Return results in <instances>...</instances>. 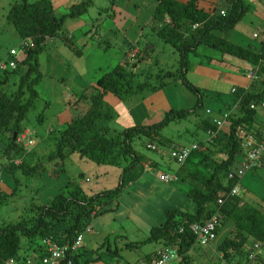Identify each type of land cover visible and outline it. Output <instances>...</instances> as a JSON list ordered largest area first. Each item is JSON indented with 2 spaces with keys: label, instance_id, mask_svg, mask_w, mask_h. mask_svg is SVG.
I'll use <instances>...</instances> for the list:
<instances>
[{
  "label": "trees",
  "instance_id": "trees-1",
  "mask_svg": "<svg viewBox=\"0 0 264 264\" xmlns=\"http://www.w3.org/2000/svg\"><path fill=\"white\" fill-rule=\"evenodd\" d=\"M90 3L91 0H79L69 6L65 16H80ZM247 8L243 0H156L150 18L151 28L161 41L173 47L178 54V65L174 70L159 69L158 80L152 89L181 80L199 96L196 103L190 110L170 109L160 120L151 124H135L116 130L109 124L115 112L113 106L105 101L106 94L126 99L146 88L145 82L136 78L133 70L135 63L127 65V62L115 65L96 79L94 92H83L76 99V102L87 99L88 107L83 113L72 116L58 130L54 148L44 160L52 162L53 166L48 173L55 177L57 166L61 167L65 158L76 153L80 158L97 165L119 168L118 182L114 187L92 193L85 192L79 182H72L64 185L48 203H31L29 208L32 214L29 217L0 226V264L7 257H27L19 254L21 238L27 239L28 246L37 250L39 256L43 254L39 241L45 237L60 244L72 242L77 234L90 225L93 216L112 209L108 206L125 184L140 178L144 171L142 162L152 166L156 164L152 159L137 153L132 142L136 137L144 136L148 143L168 145L170 140L160 134L163 127L173 120L195 113L201 106L200 89L186 79L190 56L197 55L199 45L246 60L252 67L253 77L247 88L235 87L236 91L231 92L233 98L224 109L230 112L227 126L217 130L211 120L203 121L204 129L214 131V136L207 140L213 147L210 149L200 143L204 148L194 150L201 152L194 164H198L202 171L195 170L193 175L188 167L186 173L191 183L186 193L195 203V211L165 209L163 222L149 229L145 241L161 240L164 245L175 247L181 256L178 264H189L188 253L197 244L190 229L191 224L203 222L218 212L220 217L216 233L226 221H230L233 227L217 245L216 254L232 264H264L261 254L251 261L244 251L249 239L253 243L264 240V214L252 207H240L239 195L227 197L222 204L217 202L236 182L227 178V175L235 170L236 155H242L240 133L258 134L260 131H252L256 110L251 109L250 104L264 99V30L258 48L243 46L220 34H228ZM7 19L22 38L21 44L24 41H30L31 44L24 47L25 55L14 68L0 70V135L7 140L4 153L14 152L3 167L13 174L19 168L22 173L32 175L45 170V166L42 161L25 163L26 151L23 147L16 149L19 144L16 139L24 130L21 123L37 95L33 87L42 77L38 55L48 40L58 35L63 16L55 15L51 0H20L10 4ZM64 42L72 46L70 38L66 36ZM15 74L19 75L17 87L11 92L3 89L2 85ZM15 158L21 161L15 163ZM183 165L175 172L180 181L184 179L179 174ZM137 245L138 242L130 241L125 242L122 248ZM113 250L117 251L115 248ZM72 264H81L77 260V253L73 256Z\"/></svg>",
  "mask_w": 264,
  "mask_h": 264
},
{
  "label": "rangeland",
  "instance_id": "rangeland-1",
  "mask_svg": "<svg viewBox=\"0 0 264 264\" xmlns=\"http://www.w3.org/2000/svg\"><path fill=\"white\" fill-rule=\"evenodd\" d=\"M15 1L20 0H0V58L2 59L8 56L11 48H20L22 42V38L12 23L7 19L10 4ZM28 1L33 2L36 0ZM75 1L77 0H51L55 15L57 17L63 16V19L58 35L48 40L38 55L42 77L33 87L37 95L33 103L29 106L25 119L21 123L27 129L26 134L21 138V142H27L32 145L25 148V163L34 164L37 161H42L45 170H48V172L53 165L52 162H45L44 157L53 150L56 142L55 136H57L58 130L62 128L60 126L58 129H55V127L52 132H48L47 128L50 126L52 120L58 114L66 111H69L72 116L84 112L89 105V103L87 105L88 101L85 102L79 99L77 102L80 104L74 105L79 95L83 92L87 94L94 92L96 79L110 71L115 65L121 62H127V58L125 57L127 46L122 42L121 32L115 27L113 22V16L115 15L113 12L115 9H118L114 3L116 0H91L87 10L80 16L74 18L65 16L69 6ZM120 1L127 6V10L119 9L117 11L120 14V18L124 19L127 17L128 7L132 0ZM243 1L249 7L238 25H235L236 27L234 26L228 34L219 33L235 43L243 46L251 45L252 47L258 48L264 30L263 1ZM138 3H140V0H138ZM140 28L142 34H138L137 46L142 48L149 40L152 42L154 48L150 53H145V49H143L142 54L144 58L141 61V56L139 59H130L127 65H133L135 63L136 66H133V70L136 73V78L141 82H145L144 86L147 87L149 84L157 82L159 69L174 70L177 67L178 54L170 44L164 42L159 43L161 40L151 30L150 23L147 21L143 22L140 24ZM254 33L258 36H252ZM68 34L73 35V38L70 39L73 47L64 42V36ZM196 50L197 55L190 56V58L205 61V59H209L208 57L219 58L222 55L217 49L210 48L206 45H199ZM48 55L59 58L63 65V73L60 79L54 78L53 75L50 76V73L46 71L47 67H49L47 65ZM9 78L2 85V88L11 92L18 85L19 75H11ZM188 82L190 81L188 80ZM204 93L203 97H201L203 103L196 109L195 113H189L188 117L173 120L163 127L160 134L170 140L168 145L156 143L158 149L150 150L145 145L147 138L140 136L136 137L132 142L136 152L149 159H155L159 164L158 169L160 171L163 170L169 175H172L174 171L176 172L180 168V165L169 158L168 150L177 143H184L189 146L193 142L201 141L205 138L204 130L196 127V122L206 115V97L209 95H207V92ZM26 96L27 88L25 87L24 97ZM105 101L113 106L115 112L114 117L109 123L110 126L116 130L122 129L123 126L121 123L128 119L130 113H128L127 105L111 93L106 94ZM193 106L178 107L177 109L190 110ZM210 106L212 107V105ZM134 113L132 112L131 115H134ZM40 116H42L41 121H39ZM0 141H2L0 142L1 169L8 162L9 156L13 155L14 152L5 154L4 144L6 145L7 140L0 135ZM22 143L17 144L16 149L22 147ZM34 143L35 145H33ZM30 150L32 152H29ZM159 150L163 151L162 156H160L159 153L161 151ZM200 154V151H193L186 162L193 175L195 170H198V172L202 171V168L198 164L197 166L194 164L199 159ZM85 163H89L88 166ZM100 166L102 165L93 164L89 160H82L78 154L73 153L64 159L62 169L71 180L79 182V185L84 188V191L89 193L94 188L100 187L101 190L116 185L113 182L115 178L114 174L109 173L107 176L100 174V168L97 170V167ZM255 169L248 171L242 178V181L239 182L240 191L245 193L246 190L252 189L249 186L250 184L257 182L259 183L258 187L260 189L255 191L261 198H264V178L261 176L260 170H258L259 168ZM16 173L17 176L15 177L14 185L9 186L3 183L0 186V226L8 222H16L21 218L29 217L32 214V210L29 208L31 203L39 204L38 193L42 189V185L41 183L38 186L36 185L37 179L35 177L37 176H33L36 174L26 175L19 168L16 170ZM149 173L146 176H150ZM82 178L84 181L80 184ZM85 178H87L86 181ZM109 179H112V181L109 182ZM33 180H35V183L31 185ZM145 180L146 178L141 177L132 183L125 184L118 196L108 206L112 207L111 210H108V213L111 214L114 211L116 213V209L119 212L114 220H109V224L104 225L102 232L97 230L98 235L102 234L105 237L107 236L108 240L102 238L101 241H97V235L92 234L95 233V230L91 231L88 227L81 232L83 240L87 244V248H85L87 255H89L87 249L95 248L99 245L96 248L98 250L97 256L105 264H111L117 258H124L128 262H134L144 258L153 249L163 244L161 240L145 241L149 231H146L144 221L149 222L150 226H155L163 222V215L161 220L155 221L157 206L162 202L166 203L168 196L166 192L160 194L161 190L156 191L145 184ZM176 186L183 187L182 181L173 180L170 182V187ZM181 193L184 194L182 191H175L174 194L172 191L170 192L171 197L169 198L170 201L167 208L172 207L173 204L185 206L186 201ZM161 197H164V200H161ZM187 210L190 211V208ZM100 214L104 215L105 213H98V216L95 218L98 219L101 216ZM95 218L91 219V222ZM110 230H114V233L111 234ZM121 236H124V238ZM130 241L138 242L139 245L131 248H122L125 242ZM20 243L21 250L19 254L24 257L28 256L30 254L28 240L21 238ZM196 245L188 253L189 264H232L219 257L215 251L208 249L206 245ZM114 248L118 249V257L112 256L109 253ZM99 264L101 263L99 262Z\"/></svg>",
  "mask_w": 264,
  "mask_h": 264
},
{
  "label": "crops",
  "instance_id": "crops-1",
  "mask_svg": "<svg viewBox=\"0 0 264 264\" xmlns=\"http://www.w3.org/2000/svg\"><path fill=\"white\" fill-rule=\"evenodd\" d=\"M78 1L79 0L73 2L72 4ZM262 1H263L262 13L264 15V0ZM114 3L118 9H115V11L113 12L115 14L113 16V22H114L115 27H117V29L121 32L120 35L122 36V42L126 44L127 46V51L125 53V57L127 58V63L130 62V59L131 60L138 59V57L140 56H141V59H140L141 61L142 58H144V55L142 54L143 49H145L144 50L145 53L146 52L150 53V51L152 52L154 47H153L152 42L149 40L145 43V45L142 48H139L137 46L138 39H139L138 34L139 35L142 34L140 24L146 21L150 23V18H151L152 11L154 9L156 0H140V3H138V0H135V1L132 0L131 4H129V7H128L127 17L124 19L120 18V14L117 13V11L119 9L127 10L126 8L127 6H125V3L121 2L120 0H116ZM238 23L239 21L235 25L237 26ZM151 30L155 33L154 29H151ZM66 37L72 39L73 35L68 34ZM162 42L163 41H160L159 43H162ZM47 58H48L47 65L50 68L47 67L46 71L50 73V76L53 75L54 78L60 79L61 74L63 73V67H62L63 65L61 64L59 58H56L54 56H49V55L47 56ZM251 68L252 67L250 63L247 62L246 60H243V59H240V58H237L235 56H232L230 54H225V53H222V55L219 58L211 57V59H205V61L191 58V61L189 62L188 69L186 72L187 79L191 82V84H193L194 86L200 89V92H201L200 103L201 104L203 103L201 101L202 100L201 97H203V95L205 94L204 92H207V95L209 96L206 97V101H207L206 107L211 110V113L209 114L206 113V115L203 118H201L199 121L196 122V127L198 128L200 127L201 129L204 130L205 138L202 139L201 141L198 140L197 142H193V143H199V144L204 143L206 144V146L210 147V149L213 147L208 143L209 141H207L208 135H207V130L204 129L203 121L211 120L213 117H218L221 114V112H223L227 104L230 103L233 98V95L231 94V91H230L232 87L247 88L250 85L251 79L253 77V72ZM153 85H156V84H149V86L146 87L147 89L144 88L141 92L136 93L129 98L121 99L127 105V108L129 110L128 113L130 112L128 119H126L125 121L121 123L123 128L131 126V125H135V124L148 125L153 122H156L160 120L164 116V114L170 109H177L178 107L183 108L189 105H194L197 101V98L199 97L195 92L189 89L181 80L171 81L170 83L164 85L163 87L159 89H152ZM82 100L85 102L88 101L87 99H84V98ZM88 103L89 101L87 102V105ZM79 104H80L79 102L74 103V105H79ZM210 105H212V107ZM132 112H135L134 115H131ZM71 117L72 115L69 113V111L58 114L52 120L50 126L47 128V131L52 132L55 127H56L55 129H58L60 126L62 127L65 122L70 120ZM40 120H42V118ZM263 127H264V110L257 109L255 117H254V121H253L252 131L261 130ZM26 132H27V129L24 128V130L20 134L25 135ZM21 141L18 143L21 144L22 143ZM146 143H148V141H146ZM22 144H23L22 147L25 151H26L25 148L32 146L31 144H28L27 142H23ZM33 145H35V143ZM182 145H187V144H184V143L175 144V146H182ZM4 146L6 147L5 144ZM5 147H4V150H5ZM29 152H32V150H30ZM159 154L160 156H162L163 151H161V153ZM242 159H243L242 155L240 154L236 155L237 164L235 168H237L240 165ZM152 160L156 163L154 166L148 164L147 162H142V167L144 168V171L142 175L140 176V178L141 177L146 178V180L144 181L145 184L149 185L156 191L161 190L160 194L166 192L168 196L166 203L162 202L159 204V206H157L155 221L161 220L162 215L164 217V210L169 206V201H170L169 198L171 197L170 196L171 191L173 192V194L175 191L184 192V194L183 193L181 194L184 200L186 201V204L185 206H181V205L177 206L173 204V206L170 208H180L182 210H187L190 208V211L189 210L187 211L194 212L196 209L195 203L186 193V190L191 187L190 180L188 178V175L186 174L188 173L187 164L184 163L182 167L185 170L182 168L181 173L179 172V174L181 175L180 177L184 178L182 180L183 187H180V186L170 187V182H172L173 180L169 182L163 181L159 177V175L160 173H167V172L163 170L160 171V169H158L159 164L157 163V161L155 159H152ZM20 161H21L20 158H15V163H18ZM85 164H87L86 166H88L89 163H85ZM62 168H63V164L61 167L57 166L58 173L55 177L51 176L46 170L34 173L36 175L32 174L33 176H37L35 177V179H37L36 185L38 186L39 183H41L42 185V189L38 193V199H39L38 203L39 204L48 203L58 193V190H60L61 187L69 183L75 182L71 180L69 176L65 174V171ZM98 168H100L101 170L100 174H103L105 176H107V174L109 173H113L115 177L113 182L114 183L118 182V175L120 173L119 168L111 167V166H107V167L100 166V167H97V170ZM257 168H259L258 170H260V174L264 178V154L261 158V165ZM248 171L250 170H246L244 172L240 181H242V178ZM148 172H150L149 173L150 176H146ZM172 175H176L175 180H179L175 171ZM16 176H17V173L13 174L7 171V169L2 166V168L0 169V186L3 183H6L9 186L14 185ZM86 180L87 178H85V181ZM83 181L84 179L82 178L80 181V184L83 183ZM110 181H112V179H109V182ZM34 183H35V180H33L31 185H33ZM258 185L259 183L253 182L252 184L249 185L250 187H252V189L246 190L245 193L243 191H240L241 194L239 195L238 204L240 207L247 206V207L255 208L264 214V198H261L255 191V190L260 189ZM97 190H100V187L94 188L93 191L91 192H94ZM161 200H164V197H161ZM108 212L109 211L103 212L105 213L104 215L100 214L101 216L98 219L95 218L96 216H98L97 214L93 216V218L95 219L93 222H91L90 226H88V228H90L91 231L95 230V233H92V234L97 235V241H101L102 238H105L106 240H108L107 236L105 237L102 234L98 235L97 230L102 232L104 225L109 224V220H114L118 216V213H119L118 209H116V213H114L115 211L111 212V214ZM144 225H145L146 231H149V229L152 227L150 226V223L146 221H144ZM232 227H233L232 223L230 221H226L218 229L216 240L210 243L209 245H206L207 248L210 249L211 251L212 250L215 251L216 253L217 245L221 242V240L226 235H228ZM110 233L113 234L114 230H110ZM121 237L124 238V236H121ZM247 242L248 244H246V247L244 248L245 253L248 249H250L253 243L251 240H248ZM86 245L87 244L84 242L83 236H82V248L79 249L77 252V260H79L81 264H99V262L101 264H105L101 262L100 257L97 256L98 250L96 248L99 245H97V247L95 248L87 249V252L89 253V255L85 253L86 252L85 248H87ZM196 246L197 245L194 244L192 249H194ZM29 251H30V254H28V256H34L38 254V251L34 250L33 248H30ZM109 253L115 257L119 256L118 249L117 251L111 250V252ZM218 256L220 257V255ZM261 256L264 257V250L262 251ZM137 261L138 260L134 262H128L124 258H120V259L117 258L113 263L114 264H136ZM176 264H178V262Z\"/></svg>",
  "mask_w": 264,
  "mask_h": 264
},
{
  "label": "built area",
  "instance_id": "built-area-1",
  "mask_svg": "<svg viewBox=\"0 0 264 264\" xmlns=\"http://www.w3.org/2000/svg\"><path fill=\"white\" fill-rule=\"evenodd\" d=\"M257 37V34H253ZM263 37V35H262ZM261 37V38H262ZM30 41H24L20 48L10 49L6 58H0V70L4 68H14L19 60H21L25 53L24 47L30 45ZM236 88L232 87L231 92H235ZM250 108L257 110H264V99L252 102ZM207 114L211 113V110L207 108L205 110ZM230 112L224 110L218 117L211 119L217 130H221L228 123V117ZM208 139L214 136V131L207 130ZM242 139L240 146L242 148V161L240 165L235 168L234 171H230L227 178L236 180V182L230 187L229 191L225 196L219 197L217 202L222 204L227 197H232L240 194L239 182L246 170H252L261 165V158L264 154V127L259 131L258 134L253 133H240ZM24 134L17 137V142L21 141ZM146 147L150 150H157V145L153 143H147ZM204 148L199 143H192L191 145L175 146L168 150V156L171 160H174L178 165H183L189 154L198 149ZM161 151V150H159ZM159 177L169 182L176 179V175H169L167 173H160ZM219 213L215 212L209 218L203 222L193 223L190 226L192 233L195 235L197 244L209 245L212 243L217 236L216 229L219 222ZM43 249L41 256H27L23 257H7L1 261V264H72L73 256L82 248V235L77 234L72 242L64 244L58 243L56 240L45 237L40 241ZM264 250V240L255 241L250 249L246 251L247 258L254 261L258 254H261ZM181 260V256L175 247L168 245H162L159 248L151 252L147 257H144L137 261L136 264H176Z\"/></svg>",
  "mask_w": 264,
  "mask_h": 264
},
{
  "label": "water",
  "instance_id": "water-1",
  "mask_svg": "<svg viewBox=\"0 0 264 264\" xmlns=\"http://www.w3.org/2000/svg\"><path fill=\"white\" fill-rule=\"evenodd\" d=\"M15 137V134L13 135V138Z\"/></svg>",
  "mask_w": 264,
  "mask_h": 264
}]
</instances>
